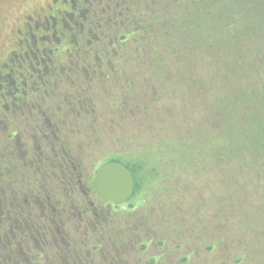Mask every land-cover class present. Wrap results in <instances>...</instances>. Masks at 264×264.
Instances as JSON below:
<instances>
[{"label": "flooded vegetation", "instance_id": "1", "mask_svg": "<svg viewBox=\"0 0 264 264\" xmlns=\"http://www.w3.org/2000/svg\"><path fill=\"white\" fill-rule=\"evenodd\" d=\"M163 1L0 0V264H186L193 255L180 261L162 240L133 245L115 229L111 215L136 207L133 191L120 203L99 197L97 169L121 163L93 159L97 146L75 139L70 119L89 113L85 96L112 93L126 131L125 85L162 35L176 40L179 0Z\"/></svg>", "mask_w": 264, "mask_h": 264}, {"label": "rangeland", "instance_id": "2", "mask_svg": "<svg viewBox=\"0 0 264 264\" xmlns=\"http://www.w3.org/2000/svg\"><path fill=\"white\" fill-rule=\"evenodd\" d=\"M172 3L168 5L171 7ZM170 32L160 38V48L153 47L145 55L146 63L139 74L133 76L138 77L135 86L125 85V90L130 93L126 106V131L117 130L123 123L121 117L116 116L119 113L113 110L118 105L112 102L115 96L109 93V98L100 99L95 93L92 98L85 96L84 99L89 113L79 109L78 115L70 116L79 131L73 132L74 138L85 134L84 139L97 146L91 156L93 159L109 153L107 155L123 157L133 164L137 172L138 192L130 201L136 207L121 211L123 217L111 215L117 226L115 229L122 228L132 233L133 245L138 238L140 242L155 239V246L162 240L164 244L161 247L175 248V258L180 261L184 257L182 254L190 250L193 255L186 264H253L251 258L256 259L254 244L261 246L258 252L264 256V226L259 225V221L264 220V192H236L227 185L230 181L227 179L228 171L212 165L209 170L205 169L210 162L202 163L207 150L203 144L205 141L199 140L210 133L204 119L208 116V106L216 102L215 95L196 86L191 88L192 95L184 90L188 82L184 78L192 56L177 60L169 50ZM159 64L160 72H166V75L154 73ZM125 75L130 77V68ZM179 76L185 83L179 80ZM117 87L121 88L120 85ZM151 87L153 100L148 95ZM99 95L104 94L99 91ZM142 102L144 111L137 113L131 110ZM207 143L211 144L208 140ZM154 147L157 158L150 151ZM85 148H82L83 152ZM85 155L89 157L88 153ZM237 180L241 181L239 177ZM226 185L232 190L226 192ZM225 197L228 201L225 205L230 206L228 210L234 206V211H225L227 222L222 235L226 241L216 245L213 240L218 238L219 230L216 227L212 230L208 223L218 224L220 215L224 213L222 202ZM136 227L141 228L139 233L135 231ZM239 237L244 238L237 239ZM209 244L210 247L206 248ZM153 247L152 244L147 245L149 249ZM181 262L185 264L186 259Z\"/></svg>", "mask_w": 264, "mask_h": 264}, {"label": "trees", "instance_id": "3", "mask_svg": "<svg viewBox=\"0 0 264 264\" xmlns=\"http://www.w3.org/2000/svg\"><path fill=\"white\" fill-rule=\"evenodd\" d=\"M180 8L176 42H171L173 49L170 45L169 50L178 61L192 56L189 62L192 68L184 78L188 82L180 76L179 80L185 83L187 94L192 95L191 88L196 86L210 91L216 100L208 106V116L204 119L210 133L203 141L199 140L206 142L203 144L207 152L202 163L210 162L206 170L212 165L228 171L227 185L236 192H264V0H179L178 10ZM161 70L156 69L155 73L167 74ZM153 93L152 88L148 95ZM150 151L158 157L155 147ZM110 157L130 171L135 195L138 181L133 164L114 154ZM225 199L222 202L224 213L218 224L208 223L212 230L213 227L219 230L218 238L213 240L216 245L225 240L222 235L227 222L225 211L230 207L225 205L228 202ZM232 208L234 206L228 211H234ZM259 225L264 226V220L259 221ZM260 247L254 244L253 264H264V256L258 252ZM182 261L185 262V258Z\"/></svg>", "mask_w": 264, "mask_h": 264}, {"label": "water", "instance_id": "4", "mask_svg": "<svg viewBox=\"0 0 264 264\" xmlns=\"http://www.w3.org/2000/svg\"><path fill=\"white\" fill-rule=\"evenodd\" d=\"M93 183L99 197L114 203L127 200L133 191L130 171L114 162L100 166L96 171Z\"/></svg>", "mask_w": 264, "mask_h": 264}]
</instances>
